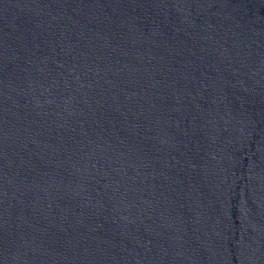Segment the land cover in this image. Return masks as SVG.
<instances>
[{"label": "water", "instance_id": "95a60500", "mask_svg": "<svg viewBox=\"0 0 264 264\" xmlns=\"http://www.w3.org/2000/svg\"><path fill=\"white\" fill-rule=\"evenodd\" d=\"M0 264H264V0H0Z\"/></svg>", "mask_w": 264, "mask_h": 264}]
</instances>
